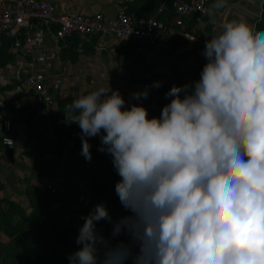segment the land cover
Wrapping results in <instances>:
<instances>
[{"label":"clouds","instance_id":"obj_1","mask_svg":"<svg viewBox=\"0 0 264 264\" xmlns=\"http://www.w3.org/2000/svg\"><path fill=\"white\" fill-rule=\"evenodd\" d=\"M225 4L205 9L212 23ZM201 55L199 79L172 85L158 117L110 86L65 106L81 156L92 160L96 137L111 156L130 213L113 221L101 203L82 216L69 264H264V30L227 22ZM102 220L110 237L97 230Z\"/></svg>","mask_w":264,"mask_h":264},{"label":"crops","instance_id":"obj_2","mask_svg":"<svg viewBox=\"0 0 264 264\" xmlns=\"http://www.w3.org/2000/svg\"><path fill=\"white\" fill-rule=\"evenodd\" d=\"M48 1L59 12L102 14L111 19L122 10L134 19L139 12L135 0ZM213 2L210 0V5ZM262 6L264 0H226L225 7L215 14V23L210 18L199 25L188 21L184 40L163 42L140 54L135 53L130 42L111 37L73 35L57 42L54 37L56 29H47L39 22H34L30 29L20 30L19 40H23L27 33L31 36L27 51L13 49V33L5 35L0 49V102L5 104V109L0 110V198L17 203L26 211L28 209L26 191L35 185L37 172L33 169L32 160L35 138L30 144L24 138L26 117L33 116L34 130L43 136V141L48 144L55 141L53 120L44 106L37 103L32 93L23 86L24 71L34 70L48 79L49 94L56 101L52 113L57 111L59 104L65 106L69 99L75 100L100 87L110 86L112 90H119L125 100H132L131 93L142 91L147 80L154 82L158 77L170 80L190 77V72L205 60L201 53L207 38L233 20L246 22L254 28ZM147 12L144 11L145 14ZM41 48L47 50L48 57L45 63L36 65L34 61ZM151 95L152 91L149 97ZM41 111L46 116L38 118L37 113ZM3 118L11 121L9 136L14 144L11 149L2 143ZM71 127L76 128L74 124ZM0 210L6 213L7 205L1 203Z\"/></svg>","mask_w":264,"mask_h":264},{"label":"built area","instance_id":"obj_3","mask_svg":"<svg viewBox=\"0 0 264 264\" xmlns=\"http://www.w3.org/2000/svg\"><path fill=\"white\" fill-rule=\"evenodd\" d=\"M209 6L210 0H168L159 7L156 15L171 13L170 20H159L155 17L137 20L123 10L111 19L102 14L79 15L59 12L48 0H0V49L3 37L12 32L15 37L12 48L27 51L26 46L32 39L27 33L23 40H19L20 30L30 29L34 22H39L47 29L53 27L56 29L54 37L57 42L73 35L111 37L130 42L135 53L140 54L163 42L184 40L187 37L185 27L187 22L199 25L208 19L205 9ZM47 57V50L41 48L34 64L42 65ZM22 83L32 93L34 100L44 106L45 112L50 113L56 101L49 94L48 79L41 73L28 70L23 72ZM4 109L5 104L0 102V110ZM1 129L4 134L3 145L9 149L13 148L14 144L9 136L10 119H1ZM72 146V143L67 144L59 153L41 149L42 159L53 166L52 175L45 176L41 183L43 189L52 195L61 196L64 191Z\"/></svg>","mask_w":264,"mask_h":264},{"label":"trees","instance_id":"obj_4","mask_svg":"<svg viewBox=\"0 0 264 264\" xmlns=\"http://www.w3.org/2000/svg\"><path fill=\"white\" fill-rule=\"evenodd\" d=\"M138 5L139 12L135 14V19H141V18H150L155 17L159 20H170L172 17L171 13H165L162 15H156L159 7L168 0H135ZM148 11L146 14L144 11ZM128 15V13H126ZM258 22L261 21V23H258L255 26L256 30H260L263 27H260L261 24H264V15L260 17V19L257 20ZM206 63L204 62L193 69L190 72V76L194 77L195 79L199 78L200 72L202 70L203 65ZM23 79V77H22ZM182 78H177L175 80H170L165 77H158L155 81H161L162 87L159 89H150V91L153 92L155 98L154 104L158 103V100H160L161 97L165 96V93L170 90L172 85L180 86L182 83L179 80ZM152 80H147L146 85L152 84ZM148 100V98L146 99ZM73 100H68L66 103L69 104ZM129 102V105L131 103H137L138 101L135 100H126ZM62 104H59L57 107V111L55 113H47L48 116L53 120V134L55 136V141L52 143H46L42 139V135L40 133H36L33 127V116L28 115L26 117V129L24 131V138L26 143H31V141L35 138V143L33 145V152H32V160H33V169L37 172V177L40 179V182L45 176H50L53 173V166L47 162H45L42 159L41 155V149H45L46 151H50L53 153H59L64 146H66L69 143H72V149H71V156L68 161V171L66 174V180L64 185V191L61 194V196L52 195L48 192H46L43 189L42 183L41 185H38L35 183L31 187V189L26 191V197L29 199V202L33 208L32 213L34 212V209L38 206H40L43 202V196L51 197L55 202H64L68 200V198L72 196L73 192L78 191L82 188L84 194H89L91 192L94 196H101L104 198L105 201H113L112 196L118 197L115 193V184L120 179V177L116 174L113 164L111 160H108V154L104 152L98 151V148L100 145L99 137L91 138L89 142L92 145L91 153H92V160L90 162L86 161L81 156V139H80V129L78 125H75V129L71 127V125L65 123V117H64V108L65 106H60ZM149 118L154 117L153 111H148ZM38 118H43L46 115L42 114L41 112L37 113ZM156 117V116H155ZM66 141L65 144L60 145V142ZM38 142V143H36ZM82 182V183H81ZM2 190V185L0 184V191ZM5 203L8 207L7 212H2L0 210V222H4L5 227L14 226L13 222L11 221L14 214H16L21 221L24 222H33L34 219L32 218V213L30 215H26L23 208H21L17 203L0 198V204ZM35 206V207H34ZM54 207H50L49 210H45L44 213L46 214V219L42 222L41 226L43 227H49L50 226V216L54 215V212L56 209H53ZM39 212V211H38ZM35 214V213H33ZM60 223L62 224V219L59 218ZM106 223H102L101 225H105ZM79 226L75 223H65L63 224V229L60 230L58 225H53L51 227V230L54 231L57 234V237L59 240L65 242V239L70 234H78ZM40 236V235H39ZM42 237V236H41ZM14 240L16 243L19 244L20 248L24 247V241H22L17 235L15 236ZM18 262L26 261L30 262L33 259L32 253L25 249L23 253H19L17 255ZM62 259H59L57 264H62ZM50 264L45 258V253L42 252L37 256V261L34 262V264Z\"/></svg>","mask_w":264,"mask_h":264},{"label":"rangeland","instance_id":"obj_5","mask_svg":"<svg viewBox=\"0 0 264 264\" xmlns=\"http://www.w3.org/2000/svg\"><path fill=\"white\" fill-rule=\"evenodd\" d=\"M262 15H264V6H262L260 17H262ZM258 23H261V21L255 23L254 29ZM263 25L264 24H261L260 27H263ZM260 30H264V28H261ZM197 79L191 76L179 79L183 80L181 81L182 83L180 86ZM154 98L155 96L153 94L148 97V100L138 101L137 103L142 104L148 109V111L152 110L153 115L158 117L163 106L170 101L166 100L165 96H163L160 100L157 99V104H154ZM65 143L66 141H62L59 146ZM107 159L112 162L110 155H108ZM35 183L41 185L38 177ZM112 199L113 201H105L101 196H94L91 192H89V194H84L81 188L78 191L73 192L71 198L69 197L68 200L60 203L55 202L51 197L43 196L42 204L40 206L37 205L33 212L35 214H33V208L27 198L29 206L27 211H24L26 215L32 213V218L34 219L33 222L21 221L16 214H14L11 219L15 227L10 225L9 227H5L3 220L0 222V264H34V262L37 261V256L42 252L45 253V258L50 264H57L59 259H62V264H69L67 257L78 250V245L75 243L78 234L68 235L65 242H63L58 239L57 234L51 230V227L53 225H58L59 229L62 230L63 224L65 223H75L81 227L83 224L81 217L87 215L97 204L101 203L106 206L113 221H117L121 217L130 214L122 207L118 197L112 196ZM50 207H54L53 209L56 210L54 215L50 216V226L47 228L41 226V224L46 219L44 211L49 210ZM13 218L15 220H13ZM59 218L62 219V224L60 223ZM102 223L106 224L101 225ZM112 227L113 225L111 223L104 220L97 224L98 232L106 238L110 237ZM16 235L24 241L25 248H20L19 244L16 243L14 240ZM119 239H126V237L121 236ZM115 242L116 241H113V243ZM25 249L32 253L33 259L27 263L22 260H20L21 262H18L17 255L23 253Z\"/></svg>","mask_w":264,"mask_h":264}]
</instances>
